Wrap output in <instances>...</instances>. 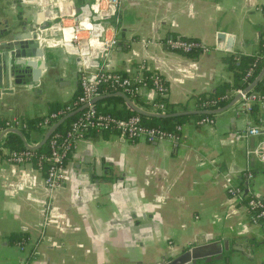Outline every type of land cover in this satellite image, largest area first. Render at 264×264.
<instances>
[{
  "label": "crops",
  "instance_id": "1",
  "mask_svg": "<svg viewBox=\"0 0 264 264\" xmlns=\"http://www.w3.org/2000/svg\"><path fill=\"white\" fill-rule=\"evenodd\" d=\"M92 1L0 0V31L32 16L36 24L54 22L70 6L86 12ZM107 35L115 47L96 59L97 66L130 75L143 65L160 77L176 113L199 112L190 98L213 94L230 82L231 63L258 53L264 0H121ZM175 37L202 49L194 56L168 51L163 41ZM39 48L44 68L38 85L0 96V125L43 118L79 92L75 59L50 44ZM137 97L141 109L156 99L147 88ZM235 97L230 93L227 101ZM235 102L211 115V124L197 125L188 116L174 143H130L115 133L90 132L74 143L51 191L31 163H5L9 150L1 145L0 264L24 258L26 264H158L208 242H226L230 264H264L263 230L250 224L244 202L227 198V189L243 185L249 170L248 191L264 201V165L247 154L257 139H233L247 121ZM100 106L121 109L118 103ZM257 118L264 121V110ZM40 132L27 140L21 133L26 147L39 143ZM12 234L25 235L24 243H10Z\"/></svg>",
  "mask_w": 264,
  "mask_h": 264
},
{
  "label": "built area",
  "instance_id": "2",
  "mask_svg": "<svg viewBox=\"0 0 264 264\" xmlns=\"http://www.w3.org/2000/svg\"><path fill=\"white\" fill-rule=\"evenodd\" d=\"M120 1L93 0L87 6L86 12H83L80 8V12L77 15L73 7L70 6V10L57 15L56 20L58 21L53 26L40 32V46L50 44L75 59L79 95L68 105L41 118L35 124V128L38 131H43V135L51 125L69 113L85 106L79 115L68 124L63 135L55 136L49 140L48 156L40 159V162L44 163V169L40 167L38 162L36 169L42 173V184L48 191L54 189L62 180L64 163L67 155L72 151L74 143L90 132L97 134L115 133L130 143L144 142L153 144L162 140L174 143L177 140V136L174 134L144 127L139 115L115 118L109 113L97 111L90 104L95 97L106 95L104 91L119 92L135 104V100L138 98V90L147 88L154 92L156 99L146 109L142 110L150 114H166L162 101L166 95V87L156 73L149 72L147 68L139 64L134 67L130 75H122L103 69L95 63L100 55L108 54L115 47L114 37L107 35V31L117 19ZM20 2L23 5H30L34 3V0H20ZM49 32L52 33L51 36H49ZM163 45L168 51L183 55L193 49H198L199 51L202 49L199 43L179 37L167 38L163 41ZM250 72L251 69L248 70L246 77ZM254 79L255 77L249 81L244 80L243 87L231 93L232 97L238 96L235 102L238 113L247 119L243 131L235 132L233 139L238 141L240 139L256 138V146L247 151V154L264 165V121L258 122L256 125L250 121V108L253 104L264 110V95L253 92V89L248 93L243 92L251 85ZM227 99L228 97L225 98V100ZM218 108L201 109L200 111H213ZM211 122L210 116L196 120L197 125L211 124ZM23 127L24 125L16 120L3 123L0 126V147L7 134H9V130H20ZM177 130H179V127ZM30 152L31 150L28 149L20 153L10 151L6 154L4 162L9 165L31 163L32 155ZM251 178V172L249 170L246 171L244 173V184L229 187L227 189V198L235 203H245L250 224L259 225L263 230L261 242L264 246V201L256 198L248 191V183ZM43 221L42 227H45L46 222L45 220ZM20 249L22 250L23 247H20ZM30 255H36L35 251ZM26 262L27 259L24 258L22 264H26Z\"/></svg>",
  "mask_w": 264,
  "mask_h": 264
},
{
  "label": "water",
  "instance_id": "3",
  "mask_svg": "<svg viewBox=\"0 0 264 264\" xmlns=\"http://www.w3.org/2000/svg\"><path fill=\"white\" fill-rule=\"evenodd\" d=\"M80 12V8L76 9V15ZM58 20L54 22H45L44 25L36 24L35 17L32 16L29 20H23L11 24L7 29L0 31V96L11 95L14 87H26L31 89L38 85V78L40 77V71L44 68V51L39 48V38H41L40 32L53 26ZM223 35H219L221 37ZM33 59H40L41 61H33ZM264 77V63L263 66L255 77L249 87L243 92L248 93L254 86ZM118 97L122 100L124 105L132 113L149 118L164 119L181 116H195V115H216L229 109L238 96L233 98L224 107L218 108L213 111H185L173 114H150L140 109L133 104L125 95L115 92L111 94L101 95L95 97L90 104L104 100L106 98ZM85 106L69 113L53 125H51L43 134L41 140L34 147H26L24 139L18 130H9L19 137L23 142L24 149L36 150L41 147L50 135L61 125L66 119L74 115L75 113L82 111ZM228 246L226 242L220 244L218 242L203 243L200 246H193L186 249L175 257H171L168 260H160L158 264H230L229 255L227 253Z\"/></svg>",
  "mask_w": 264,
  "mask_h": 264
},
{
  "label": "trees",
  "instance_id": "4",
  "mask_svg": "<svg viewBox=\"0 0 264 264\" xmlns=\"http://www.w3.org/2000/svg\"><path fill=\"white\" fill-rule=\"evenodd\" d=\"M187 40V39H185ZM192 41V40H187ZM195 42V41H194ZM199 52L198 49H193L191 52L187 53L186 56H194ZM264 63V41H260L259 44V51L255 56H240L238 57L236 62L231 63L230 70L232 72L231 80L230 82L224 83L221 86L217 87L216 91L213 94H198L195 96H192L190 100H193V103L195 105V108L197 110L201 109H212L215 107H224L226 104H228L229 101L225 100L229 96L230 93L233 91L240 89L243 87V81L244 80H251L252 78L256 77L258 73L260 72L262 66ZM251 69L250 74L246 77V74L248 70ZM147 77V74H146ZM106 94H111L110 91H104ZM253 92L259 93L260 95H264V77L254 86ZM79 95V92L76 91L74 94L72 101L75 100V98ZM164 103L165 113L166 114H173L175 112V106L172 104H169L164 100H162ZM120 104L121 109L115 110V109H105L104 107H101L102 104ZM93 108L96 109L99 112H105L109 113L111 116L115 118H127L132 115H136L129 111L127 107L124 105L122 100L118 97L113 98H106L104 100L98 101L94 103ZM184 109L185 107H181ZM58 107H51L49 113H53L58 111ZM258 112L259 107L256 104H253L250 108V121L252 124L256 125L258 123ZM80 111L66 119L61 125H59L56 130L50 135V137L46 140V142L39 147L36 150H32L30 153L32 155L31 164L33 167L37 168L38 162L40 163V167L44 169V163L40 162V159L47 157L49 153L48 149V142L49 140L53 139L55 136H61L66 131L68 124L73 121L78 115ZM141 123L144 127L147 128H155L158 129L164 133H171L176 136H178L179 130H177L178 127H180L181 123L187 119L186 116L181 117H173V118H164V119H155V118H149V117H143L139 116ZM208 117L207 115H195L193 118L196 120ZM40 119H33V120H26L23 121L24 127L20 129L23 137L27 140L29 138V133L32 131H38L35 128V124L38 123ZM2 126V125H0ZM3 148H6L10 151L15 152H24L25 149L22 147V144L19 140V138L9 133L7 134L3 144ZM24 237L25 235H15L12 234L9 236V241L12 244H22L24 243Z\"/></svg>",
  "mask_w": 264,
  "mask_h": 264
}]
</instances>
